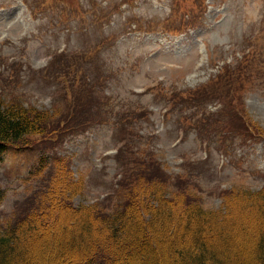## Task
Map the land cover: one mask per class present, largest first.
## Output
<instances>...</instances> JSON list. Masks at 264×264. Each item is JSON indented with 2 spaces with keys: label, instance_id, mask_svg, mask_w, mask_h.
I'll return each instance as SVG.
<instances>
[{
  "label": "rangeland",
  "instance_id": "obj_1",
  "mask_svg": "<svg viewBox=\"0 0 264 264\" xmlns=\"http://www.w3.org/2000/svg\"><path fill=\"white\" fill-rule=\"evenodd\" d=\"M174 31L180 34L170 35ZM95 49L105 71L88 57ZM58 53L82 55L85 79L79 82L72 68L61 74L58 85L49 81L54 86L44 88L39 75ZM91 63L93 72L88 71ZM17 67L18 79L0 77L1 101L15 99L56 112L55 127H63L75 104L95 108L84 96L95 78L103 81L94 94L108 101L103 106L110 120L113 112L133 124L115 134L103 124L47 149L50 138L30 135L7 149L0 162V230L15 214L40 205L54 167L53 157L41 160L47 153L69 159L74 176L83 179L75 206L104 198L124 144L137 161L160 162L169 174L197 178L201 190H188L186 197L196 196L208 209L219 208L220 191L264 186V141L240 145L227 134L243 120L264 135V0H0V75L9 77ZM224 80L231 98L225 100L228 95L217 88L219 100L205 103L196 119L206 109L205 115L214 116L209 123L226 132L207 129L196 135L189 128L184 136L180 128L190 127L194 117L176 120L181 110L193 113L185 100L203 89L212 92ZM77 95L84 101L70 105ZM40 160L48 167L40 170ZM125 160L128 166L133 161Z\"/></svg>",
  "mask_w": 264,
  "mask_h": 264
},
{
  "label": "trees",
  "instance_id": "obj_2",
  "mask_svg": "<svg viewBox=\"0 0 264 264\" xmlns=\"http://www.w3.org/2000/svg\"><path fill=\"white\" fill-rule=\"evenodd\" d=\"M97 54L98 49H95L88 57L97 59L99 70L103 68L105 71V63L98 61ZM83 58L78 54L53 55L48 71L39 75L44 88L54 86L49 81L58 85L61 74L72 68L73 75H80L79 82L83 81ZM92 65L89 72H93ZM17 69L12 70L9 77L0 75L1 80L18 79L20 68ZM226 80L217 81L212 92L203 89L197 95L184 98L187 110L193 113L187 116L178 108L182 113L176 120H188L194 116L190 119V127L183 131L184 135L189 128L194 129L196 135L207 129L218 134L226 132L225 127L214 128L209 123L214 116L205 115L206 109L199 113L200 120L196 119L205 103L219 100L217 88L228 95ZM103 85L102 80L94 78L91 91L86 87L84 96L88 95L86 102L95 108L75 104L68 110V120L63 127H55L59 119L56 112L25 106L15 99L0 100V153L16 148L30 135L50 138L51 142L44 144L47 149L103 124L111 125L113 134L126 131L133 122L127 116L113 112L111 121L109 109L103 106L108 101L95 96L94 91L99 92L98 87ZM81 96L77 95L68 103L73 105L76 100L81 104L84 101ZM237 116L236 120L241 121V114ZM242 123V127L236 123L238 128H234L232 134L227 132L232 143L236 140L240 145L248 140L264 141V135L255 127L254 130L249 122L242 120ZM234 136L237 139H233ZM136 137L141 140L140 135ZM125 145L116 156L115 181L107 183L104 198L77 206L73 201L84 191L83 179L74 176L69 159L47 153L41 160L53 157L54 167L51 166L53 173L41 196V203L32 211L15 214L2 227L0 264H264V186L258 191L240 187L220 191L221 205L208 209L196 196L186 197L189 191L193 190L195 194L197 188L201 190L197 178L188 173L169 174L160 162L143 158L137 161L134 152L130 153ZM128 156L133 159L130 166L125 160ZM41 160L38 163L40 170L48 167ZM182 167L190 171L184 164ZM262 177L264 179V172ZM193 178L197 182H192ZM2 198L0 192V201Z\"/></svg>",
  "mask_w": 264,
  "mask_h": 264
}]
</instances>
